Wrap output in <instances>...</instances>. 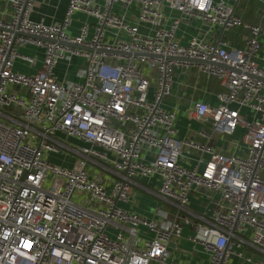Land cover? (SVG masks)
Wrapping results in <instances>:
<instances>
[{
	"label": "built area",
	"instance_id": "1",
	"mask_svg": "<svg viewBox=\"0 0 264 264\" xmlns=\"http://www.w3.org/2000/svg\"><path fill=\"white\" fill-rule=\"evenodd\" d=\"M241 1L69 0L47 25L35 0H0V264H208L199 247L209 264H264V0H247L262 6L254 23ZM78 13L96 20L91 37L87 22L71 34ZM197 23L204 37L183 44ZM237 28L240 48L222 36ZM29 46L44 59L27 75L14 67L35 65ZM74 58L81 81L60 83ZM203 77L222 88L214 102L198 97ZM138 179L156 189L153 217L120 206ZM201 193L211 206L196 212ZM187 228L194 249L180 247Z\"/></svg>",
	"mask_w": 264,
	"mask_h": 264
},
{
	"label": "crops",
	"instance_id": "2",
	"mask_svg": "<svg viewBox=\"0 0 264 264\" xmlns=\"http://www.w3.org/2000/svg\"><path fill=\"white\" fill-rule=\"evenodd\" d=\"M100 2V0H97ZM69 0H35L33 12L31 14V20L36 22H43L47 25L55 24L63 20L64 14L67 9ZM255 7L259 10L262 6L258 2L254 1H241L239 4V13L242 16V18L247 21L254 23L256 22V11L252 13H243L242 9L246 6L249 7ZM6 7H4L2 4H0V17L4 19H8V13L10 12L7 8L6 10L9 11L8 13L4 14V10ZM114 12L125 14L128 19H130L133 15H136L138 13L137 7L133 6L131 9L126 12L123 11L120 7H115ZM168 13H171L170 10H167ZM173 16H177L178 14L172 13ZM87 22L90 24V37L93 34L94 27L96 25V20L93 18H89L81 13H78L74 16L72 25L70 27V32L72 35H78L80 33V28L82 25ZM199 26V29H195L192 26L185 27V38L183 39V44H186L188 40L192 37L198 36V37H204V33L209 29V26L202 23H197ZM218 36L221 35V31L217 29ZM223 39L225 41L230 42L234 47H243L245 38L249 36V31L243 28H237L233 30L232 32H225L223 33ZM210 40L214 42V39L210 37ZM24 54L30 55L35 58V65L30 67L27 63L24 61L18 60L15 64V71L22 73V74H35L40 67L42 66V62L44 59V52L41 49H37L36 47L29 46L22 50ZM262 56L264 57V52L262 53ZM84 64V61L79 58L72 59L70 65H68L67 62H60L58 66L55 69V76L57 80L60 83H78L81 80L77 76V72L79 69L82 68ZM262 64L264 65V61H262ZM200 88L201 91L198 93V97L201 99H205L207 101L214 102L213 99V93L218 92L222 90L219 83L214 78H208L203 77L200 82ZM185 94L186 91L184 89H177L175 91V94ZM178 129L180 130V135L185 136L187 134L186 130V122L181 119L178 122L177 125ZM193 128L195 130L199 129V125H193ZM75 142V141H74ZM75 143H78L77 141ZM82 144V143H79ZM50 159L53 163L63 166V167H71L73 164V160L65 161L63 157L57 156V155H51ZM151 189L155 194H150L148 190ZM156 189H153L149 182L147 180H136V184L133 187V194L131 197V203L130 204H120V206L123 209L126 210H133L141 215H144L146 217H153L154 215L146 209L150 203L143 202V197H146L149 199L150 197L158 199V196L156 195ZM191 208L195 210L196 212H202L206 209V207L211 206L210 199L207 194L201 193L194 195L191 197ZM184 243V242H183ZM182 243V244H183ZM188 249V248H185ZM176 254V253H175ZM182 256H178L176 258L184 261L186 259H192L193 264H197L201 259L200 257H192L189 256V253L183 252L181 253ZM188 256V257H187ZM198 256V255H197ZM234 263H236L235 260H233Z\"/></svg>",
	"mask_w": 264,
	"mask_h": 264
},
{
	"label": "rangeland",
	"instance_id": "3",
	"mask_svg": "<svg viewBox=\"0 0 264 264\" xmlns=\"http://www.w3.org/2000/svg\"><path fill=\"white\" fill-rule=\"evenodd\" d=\"M250 10H253V11L256 10L257 13H258V9L255 7V5L253 7H250ZM187 115H188V111L187 110L185 112H181L180 119H181L182 122H183V120L186 121ZM89 167H91L90 164H89ZM143 202H146V203L149 202L150 203V205H148L146 207V209H148L153 215L155 214L156 206H159V204H160V200L159 199H156V198H153V197H150V196H149V199L146 198V197H143ZM193 234H194V231L190 230V228H187L185 230V232L183 234V237H185L186 241H184V243L182 245H180L181 249H185V248L194 249L195 245L193 243L189 242L186 239V238L192 236ZM199 250L201 252V258H203L204 260L208 261V264H209V256L203 254L202 247H199Z\"/></svg>",
	"mask_w": 264,
	"mask_h": 264
}]
</instances>
